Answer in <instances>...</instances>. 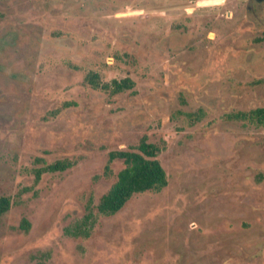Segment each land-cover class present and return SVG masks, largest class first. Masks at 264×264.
Wrapping results in <instances>:
<instances>
[{
  "label": "rangeland",
  "instance_id": "374dc122",
  "mask_svg": "<svg viewBox=\"0 0 264 264\" xmlns=\"http://www.w3.org/2000/svg\"><path fill=\"white\" fill-rule=\"evenodd\" d=\"M258 107L264 0H0V264H264V125L231 117ZM144 135L167 184L100 214Z\"/></svg>",
  "mask_w": 264,
  "mask_h": 264
},
{
  "label": "trees",
  "instance_id": "16d2710c",
  "mask_svg": "<svg viewBox=\"0 0 264 264\" xmlns=\"http://www.w3.org/2000/svg\"><path fill=\"white\" fill-rule=\"evenodd\" d=\"M87 81L93 87L109 89L112 93H118L132 88L134 82L128 78H113L110 81H102L96 72L89 71L85 75ZM236 119H245L257 125H264V107H258L249 111H238L231 115ZM161 148L150 142L144 135L134 149H118L108 153V163L114 159H121L123 167L117 172L116 179L109 189L101 195L97 203V211L103 215H112L119 211L125 203L137 193L144 191H158L167 184V176L162 166L158 154ZM72 166V162L62 159L48 163L42 167V171H63ZM109 165L105 166V171H109ZM41 172L35 174V181L40 178ZM28 187H23L19 192L26 191ZM11 197L0 195V217L5 214L12 205ZM95 219V215L89 210L83 219L74 226L73 235H88L90 227ZM20 227L28 230L30 222L23 217L20 221ZM43 264V263H39Z\"/></svg>",
  "mask_w": 264,
  "mask_h": 264
}]
</instances>
